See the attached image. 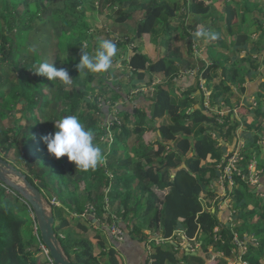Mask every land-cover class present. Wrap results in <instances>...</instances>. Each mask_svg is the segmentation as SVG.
Masks as SVG:
<instances>
[{
    "label": "trees",
    "instance_id": "16d2710c",
    "mask_svg": "<svg viewBox=\"0 0 264 264\" xmlns=\"http://www.w3.org/2000/svg\"><path fill=\"white\" fill-rule=\"evenodd\" d=\"M48 1L49 10L42 0H0V86L3 87L0 89V108L8 102L7 111L0 109V119H7L8 111L14 118L12 127H6L4 133H0V154L24 171L34 184L42 182L44 193L50 191V195L60 201V205L53 206L55 230L73 263L125 264L120 254L129 243L130 248L138 246L139 264H180L177 253L182 246L175 239H178L177 230L182 229L188 242L197 245L195 253H184L189 264H209L215 260V264H224L234 260L230 258L234 250L241 251L230 217H235L237 223L242 222L239 226L242 232L255 225L254 233L264 238V227L258 228L253 219L260 210L264 217V203L257 197L254 186L235 175L236 187L232 194L236 198L233 201L236 211L232 208L221 210L222 199L218 195L222 176L218 166L232 145L231 154L237 149L241 151L237 148L241 135L247 143L241 154L243 162L256 157L258 167L264 168V159L259 157L264 145V107L248 108L245 113L241 112L242 117L233 118L234 109L240 107V96H227L233 91L231 83H236L239 87L236 91L243 93L246 89L243 83L251 82L259 75L255 99L264 100V68L260 70L264 64V33L261 32L253 42L245 25L247 15L251 14L250 0H216L214 3L210 0L203 4L184 0L185 16L189 20L177 21L178 25L173 24L170 14L158 0H101L102 11L114 12L113 8H119V13H111L116 25L129 20L136 12L143 13L137 27L138 36L151 33L158 45L166 47L163 55L152 59L141 48L132 47L131 39H119L116 43L118 48L125 49L119 58H123L124 65L130 66L127 76L132 85L134 80L141 81L148 73L152 77L158 73L165 78L150 97L140 95L142 98L132 108L116 105L124 99L122 91L118 90L119 81L104 80L102 73H89L84 77L79 74L77 65L83 54L81 48L90 53L93 50L91 43L97 37V33L88 30L89 24L84 19L87 1ZM105 4L110 5L103 7ZM236 4L243 10L242 18L237 21ZM69 14L78 15L76 25ZM256 18L263 23L264 17ZM259 22L256 21V26L262 28ZM65 26L74 28L72 35L67 37L64 51L71 60L66 64V70L73 78L69 90L61 82L57 85V81L34 73L41 62H54L57 68L65 63L61 52ZM174 31L177 33L173 35ZM197 32L206 35H197ZM207 40H210L205 52L208 59L199 56L194 47L201 49V44ZM51 43L54 46L47 54V46L37 49L39 45ZM244 49L247 51L242 53ZM239 54L250 61L247 70L242 71L236 66ZM209 61L212 68H216L207 82L213 88L210 98H215L213 102L219 107H231L229 114L223 116L204 106L199 75L208 67ZM196 68L199 74L193 75ZM215 77L219 82L213 80ZM5 82H9L8 89L3 86ZM91 84L100 89V94L105 93L111 98L110 111L115 108L127 120L135 118L134 138L127 124L119 126L113 121L116 137L111 145L109 139L103 142L104 133L97 130V125L104 110L98 104L99 93H94L95 103L87 99L93 88ZM151 86L153 88L148 83L147 87ZM51 87H57L56 100H52L51 92L45 91ZM105 87L109 88L108 92L104 91ZM182 106L186 107L182 109ZM172 108H181V112L174 113ZM65 115H77L85 128L94 132V143L103 152L110 150L104 165L84 172L78 170L66 155L57 159L49 153L43 137L54 135L57 131L55 121ZM249 116H252L251 121ZM147 120L153 121L152 127H148ZM119 127L123 132H118ZM145 131L156 133L157 140L147 142ZM14 152L19 159L15 158ZM261 181L264 183V173ZM107 188L110 189L107 195L111 206L106 203ZM48 199L51 201L52 198L49 196ZM144 199L146 203L143 204ZM204 200L214 202L210 207L215 210H209ZM250 202H254L252 208H249ZM11 207L20 213L12 211ZM86 210L89 213L84 218L81 214ZM30 224L33 225V220L29 204L12 189L0 185V264H38L43 250ZM112 224L122 228L124 240L117 241L110 232L115 243L110 246L104 237V228L94 225ZM146 229L153 233L147 236ZM100 233L101 239L94 242L91 238ZM62 234L66 235L62 237ZM161 236L166 240L172 238L166 243L167 248L152 240L151 251L145 250L150 239ZM216 248L224 255L214 252ZM262 253L264 251L256 253L252 259L251 253H247L245 259L250 261L249 264H264L260 261ZM129 261L134 264L130 257Z\"/></svg>",
    "mask_w": 264,
    "mask_h": 264
},
{
    "label": "rangeland",
    "instance_id": "374dc122",
    "mask_svg": "<svg viewBox=\"0 0 264 264\" xmlns=\"http://www.w3.org/2000/svg\"><path fill=\"white\" fill-rule=\"evenodd\" d=\"M86 1H87V5H86V10L84 11V13H85V16H84L85 18L84 19L89 24L88 30L94 31V33H97V37H95V40L91 43V45L93 47V50L90 52V54L94 53V51H95V49H96V47L98 45V44H95V42L97 40H99V38L100 39H111L115 43H117L119 39H122V40H125V41H128L129 39H131L132 40V45H131L132 47L134 46V47L141 48L142 51H144L145 53H148L152 59H155V58L159 57V54L160 55L164 54V52L166 50V47L164 45H162V44L158 45L157 42L155 41V38H154L153 34L146 33V34H143V36H138L137 27L139 25L140 20L144 16L143 13L136 12L135 15L132 16V18H129V20L123 21L120 24L116 25V24H114V20L111 18V13H114L113 15H115L116 12L119 13V11H118L119 8L118 7L113 8L114 12H112V11L107 12V11H102V7L100 6L101 5V0H86ZM190 1H196L198 3H202L203 4V3H208L210 0H189V2ZM215 1L216 0H212L213 3ZM42 2H44V4L46 5L47 9L49 10V8H48L49 1L48 0H42ZM158 2H160L165 7V10L170 14L174 25H178L179 24L177 21H181L183 23V20H185V21L189 20L185 16L186 14H185L184 0H158ZM250 4H251L250 5L251 14L252 13L253 14L251 15V17L249 19L246 20L245 25L249 28V31L251 32L252 37H253L252 40L254 42V40L257 39L258 34H260L261 32L264 33V29L263 28H257L255 26V24L252 23L253 21L256 20V19L253 18V17H255V15H256V17L259 16V18L264 17V0H250ZM108 5H110V4H105V5H103V7H109ZM34 9L36 10V8H34ZM219 9H221V7H219ZM236 10H237V14L241 17L242 11H243L242 7L239 6ZM68 16L70 18H72V20L74 22V25H76L77 24L76 16H78V15L73 16V15L69 14ZM26 18L28 19L29 15H27ZM241 18H239V20ZM235 21H237V18L235 19ZM257 21L259 22V19ZM73 29L74 28L72 26H70V27L69 26H65V28L63 30L64 31L63 32L64 36H62L61 52H62V57L64 58L63 61L65 63L61 64V68H64V69L67 68L66 64L69 61H71L64 51L66 50V46L65 45H66L67 37L69 36V34L72 35V33H73L72 30ZM180 32H182V30H180ZM176 33H177V31H174L173 35L176 34ZM209 45H210V40L209 41L208 40L204 41L201 44V47H202L201 49H199V47L194 45V47H196L195 51L197 52V54L199 56H202V57H205L206 59H208L207 54H205V52L207 51V47ZM43 46H47L48 47V49H47V51L45 53V54H47L49 48H52L54 46V44L51 43V44H46V45H39V46H37V49H39V47H43ZM56 46H57L56 49L58 50V45H56ZM131 50L132 49H130V51ZM124 51H125L124 48H118L117 55L114 57V60H113L112 68L107 73H102V74L105 77L104 80L108 79V81H110V82L112 81V83H115V81H119L118 90L122 91L124 99L119 100L116 103V105L120 106L121 108H123V106L125 108H132V107H135L137 102L139 101V99L142 98V97L139 98L140 95L143 94V97H147V98L150 97L152 95L153 91L155 90V88L157 87V85H159V83H161L162 80L165 81V78H163L162 75L158 74V73L155 74V76H153V77L151 76L152 74L148 73L143 80L138 81V82L134 80V85H132V82H130L132 80H130V78L127 76V73H129V70H130V66L124 65L122 63L123 58L122 57L119 58L120 57L119 54L121 52H124ZM242 51H241L242 53H245L247 51V49H244ZM131 53H132V51H131ZM242 55L243 54H239V57L236 58L235 62H236L237 68H241V70L243 71V70H247L249 68L250 61L249 60H244ZM263 68H264V64L261 66L260 70L263 69ZM213 69H216V68H214V67L212 68V65H211V63L209 61L208 67H206V69H204L199 75V84H200V87L203 88L204 95H205V97L203 95V98L205 100L204 106L208 110H212L215 113H217L218 115L223 116V115L229 114L231 107L229 105H224L222 107H219L218 105L214 104L215 102H213L215 100V98L213 100H211V98H210L213 88H210V86L207 85V82H208V79H210V77L212 78L211 74L214 72ZM192 73H193V75H196L198 73L197 68L194 71H192ZM122 75H126V76L124 78H121ZM241 75L244 76V73L242 72ZM241 75L238 77L239 80H240V78H242ZM84 76L85 75H83V77ZM255 77H259V75L255 76ZM213 80L216 81V82H219V78L218 77H215ZM8 83L9 82H5L4 85H3L7 89L9 88V84ZM101 83H105V81L101 82ZM148 83H150V85L152 84L154 89L152 88V86L151 87H147ZM228 84H230V82H228ZM57 85H59L58 81H57ZM89 85L90 84H87V86H89ZM197 85H198V82H197ZM230 85L233 86V91L234 92L232 90L229 91L227 96L234 97L236 95H242L243 94L240 91H236V90H239V87H238V85L236 83L235 84L231 83ZM91 86H93V88H92L91 91H89V96H88L87 99L88 100L92 99L93 103H95L96 99H95V94L94 93H96V94L99 93V95H100L99 96V101L100 102L98 104L104 110V112L100 114L101 117L97 113L98 116L101 119V121L97 125V127H98L97 130L100 133H104L103 136L101 137L103 142H106L109 139V141H110L109 143L111 145L113 143L112 141L116 137L115 135H116L117 131L112 129V122L113 121H116L119 124V126L127 124L128 128L130 130V134H131L132 138H134L132 134H134V132L136 131V128L134 127L135 118L131 117L129 120H127V118H125L124 116H120L117 113V111L115 110V108L112 109V111H110L109 105H113V103L111 101V98H109V96H107V94H105V93L104 94H100V89L97 86H94L92 84H91ZM2 88L3 87L0 86V89H2ZM69 89H70V86H67L66 90H69ZM108 90H109L108 87L104 88V91L108 92ZM45 91L46 92H51L52 100H56L57 99V97H58V94H56L57 87L46 88ZM201 97L202 96H200V98ZM183 98H186V96L183 95ZM240 98L241 99L238 101V103H240L239 104L240 107L234 109V115H231V117H233V118H235L237 116L242 117L243 115H241V112L244 113V111L246 109H248V108H255V107H259V106L260 107H264V100H261L259 102L256 99H251L250 98V100H245V99H243V97H240ZM60 101H62V100H60ZM196 102H197V100H196ZM221 102L224 103V100H221ZM236 104L237 103H234V105H236ZM7 105H8V102L5 101V106H3L0 109L1 110L4 109L5 111H7V109H6ZM185 107L186 106H182V109H184ZM240 109H242V110L240 111ZM188 110H190V109L188 108ZM172 111L174 113L175 112L180 113L181 112V108L180 109L172 108ZM8 112L9 113H8L7 119H5L4 121H1V119H0V133H4L3 131L5 130L6 127H12V125H13V122H14V118H12L13 115L10 114V111H8ZM97 114L93 113V115H95L96 117H97ZM9 115H10V117H9ZM15 115H17V114L15 113ZM221 119H222V117H220V120ZM147 121H148V127H152L153 121H151V120H147ZM6 123H7V125H6ZM120 128L121 127L118 128V132L119 133L123 132ZM138 129H140V127ZM143 133H144L145 140L147 142H153V141L157 140V135L153 131H145ZM241 138H242V140H239V146H237V147L241 148L240 154L237 157L233 158L232 157L233 155H231V149L230 148H229V150L227 149L221 164H219V166H218L221 169V172L223 173L225 160L228 159L229 166H226L225 169H226V173H228L231 176L229 185H227L225 183L226 178H225V176L223 174H222V176L220 177V180H219L220 185H219L218 195H219V198L222 199V201H221V203L219 205L221 210L224 209V208H227V209L232 208V211H236L237 210V208L233 207V201H235L236 198L232 194L233 189L236 187L235 175L240 176L241 179L246 181L250 186H254L255 187V191L256 192L258 191L257 197L261 198L263 203H264V192L262 191L263 190L262 186L264 185V183L261 181V179L263 177V173H264V171H263L264 168H259L258 167V158H256V157L252 161H248L247 163L243 162L244 156H241V154H242V150L245 148L247 143H246L245 138L242 137V135H241ZM105 151L106 152H103L104 163L101 164V165H104L106 163V159H107L106 158V156H107L106 154L109 153L110 150L107 149ZM263 151L264 150H262L260 155H259L260 158L264 157V156H262ZM14 156H15L16 159H19V156L15 152H14ZM235 169L237 170V173L233 172L231 174L232 170L234 171ZM237 187H239V186H237ZM208 188L211 189L212 186H209ZM113 189H114V186H113L112 190ZM109 190H110L109 188L105 189L106 195L109 192ZM46 193H47L46 195L48 197L50 196L52 198V200L55 198V196H51L50 195L51 194L50 191H46ZM159 193L164 195V192L159 191ZM122 199H123V197L120 198L119 200H122ZM118 201H117V203H119ZM108 202H110V198L107 195L106 203H107L108 206H111L110 205L111 202H110V204H108ZM142 203L143 204L146 203V199H144V201ZM204 203H205V206L209 210H212V211L215 210V208H213V206L210 207V205H213L212 203H214V202L209 203V201L207 202V201L204 200ZM250 206L251 207H249V208H252L254 206V202H250ZM11 209H12V211H16V212L20 213L14 207H11ZM262 212L263 211L260 210L253 218L254 221L258 223V226L264 223V217L261 215ZM113 217L114 218H118L116 215H114ZM84 218H81V219L83 221H86V220H84ZM229 220H231V223H232L231 226H232L234 234H235V239H236L240 249L242 250V254H244V256L247 255V253L249 252L248 250H250V252H251V251H255L257 249L255 251V252H257L259 247L262 248L263 244H262L261 240H263V239H259V236H255L254 235V231L255 230H254V228L251 225H250L251 227L249 229H247V230L242 232L241 229L239 230V226L242 225L241 221L237 223V221L235 220V217H233L232 219L230 217ZM88 223H89V225H91L90 222H88ZM114 225H118V224L106 225L107 228H108V232H111V233L113 232L117 236V239L121 241L122 237L120 236L119 230L116 229V232L113 231ZM32 226L33 225L30 224L31 230H32ZM262 227H264V225H262ZM121 230H122V228H121ZM113 233H112V235H114ZM122 233L124 234V231ZM152 233L153 232H152L151 229H146L145 230V234L147 236H150ZM176 236L178 237V239H175V241L176 242L180 241L182 246L185 244L186 241L188 242V240L184 237V231L182 229L177 230ZM62 237H64L63 234H62ZM170 239H172V238H169V239L166 240V239H164V237L161 236L160 238L158 237V238L150 239V242L152 240H154L156 245H162L163 247L167 248L168 246H167L166 243ZM123 240H124V236H123ZM74 242L75 241H73V243ZM148 246H149V248L151 247L150 249H152L153 244L149 243ZM40 248H41V245H40ZM196 249H197V245H193V246L191 244L188 245V251L189 252L196 251ZM211 249H213V248H211ZM72 251H74V250H72ZM72 251H71V255L74 256L75 253L72 252ZM213 251L217 252V253H220L219 256H223L224 255V252L220 251L218 248L214 249ZM184 253H185L184 247H181L178 250V253H177L179 261H180V264H189L184 258V255H185ZM215 256H216V254L213 257H215ZM40 257L43 260L45 258L47 259V257L44 254V252L40 253ZM230 258L234 259V260L233 261H228V262H226L224 264H235L237 262H240V263H243V264H249V262L245 261L244 258L241 256V254H239L238 250H234L233 253H232V256ZM47 261H48V259H47ZM215 263H217L216 260L210 262L209 264H215Z\"/></svg>",
    "mask_w": 264,
    "mask_h": 264
},
{
    "label": "clouds",
    "instance_id": "9594fccd",
    "mask_svg": "<svg viewBox=\"0 0 264 264\" xmlns=\"http://www.w3.org/2000/svg\"><path fill=\"white\" fill-rule=\"evenodd\" d=\"M206 33L197 32V35ZM215 39V35H212ZM82 49V56L77 68L79 74L107 73L113 66L114 57L117 55V44L111 39H102L94 53H88ZM34 73L47 77L50 81L61 82L64 86H71L73 78L64 68H57L54 62L39 63ZM57 131L54 135L43 137L50 154L57 159L67 156L75 163L80 171L96 170L104 163L102 149L94 143V132L86 129L77 115H65L55 121Z\"/></svg>",
    "mask_w": 264,
    "mask_h": 264
},
{
    "label": "water",
    "instance_id": "95a60500",
    "mask_svg": "<svg viewBox=\"0 0 264 264\" xmlns=\"http://www.w3.org/2000/svg\"><path fill=\"white\" fill-rule=\"evenodd\" d=\"M0 181L18 193L33 209L41 240L48 247L54 264H74L55 230L54 209L44 193V184L31 182L24 171L1 154Z\"/></svg>",
    "mask_w": 264,
    "mask_h": 264
},
{
    "label": "crops",
    "instance_id": "0c3cea01",
    "mask_svg": "<svg viewBox=\"0 0 264 264\" xmlns=\"http://www.w3.org/2000/svg\"><path fill=\"white\" fill-rule=\"evenodd\" d=\"M251 5V4H250ZM240 5L239 4H236V7H239ZM253 14V13H252ZM252 14H248L247 15V18L245 19V20H247V19H249L250 17H251V15ZM239 18H241L238 14H237V20H239ZM254 19H256L255 21H253L252 23L253 24H255V26H256V21L258 20V18H256V15H255V17H253ZM252 18V19H253ZM253 19V20H254ZM258 22V21H257ZM264 22V21H263ZM262 25V28L264 29V23H262V22H259V25ZM257 27V26H256ZM259 35V34H258ZM127 54V53H126ZM258 78V77H257ZM257 78H255V79H253L251 82L250 81H245L244 83H243V86H245V90H244V92H243V94L242 95H239L240 97H243V99H245V100H250V98L251 99H255L256 98V96H257V92H258V90H259V84H258V79ZM241 99V98H240ZM242 109H240V111H241ZM244 113H245V111H244ZM251 119H252V116H249V121H251ZM240 133H241V131H240ZM239 140H242V138H240ZM233 146V145H232ZM232 146L230 147L231 149H232ZM237 148H239V147H237ZM236 148V149H237ZM262 150H264V145L262 144ZM262 156H264V151H263V153H262ZM261 159H264V157H262ZM263 188L262 189H264V185L262 186ZM263 192H264V190H262ZM252 227L253 226H255V225H251ZM94 227L95 228H97V227H103L104 228V236L106 237V239L108 240V245H115V243H114V241H113V237H112V235H111V233L110 232H108V228H107V226L106 225H94ZM257 227L258 228H261L262 227V225H257ZM72 232L73 233H75L76 232V230H72ZM148 232V231H147ZM64 235H66V234H64ZM102 235V233H100V234H98V235H95V236H93L91 239L93 240V241H95V242H98L100 239H101V236ZM254 235L255 236H259V239H263V240H261V242H262V248H258V251L257 252H259V253H261L262 251H264V238L261 236V235H258V234H256V233H254ZM262 235L264 236V233H262ZM150 244H151V242H149ZM149 243H147V245H146V247H145V250H147V251H151V247L149 248V246H148V244ZM190 243L189 242H185V244L182 246V244H181V246L182 247H184V250L186 251V252H189L188 251V245H189ZM255 245V244H254ZM131 247V245L129 244V243H126L125 245H124V251H121V254H120V256L122 257L121 258V261H124V263L125 264H132V263H130V261H129V257L132 259V261H133V263L134 264H139V263H137V261H138V257L140 256V254H139V249H138V246L136 245V246H133V248H130ZM257 250V249H256ZM255 250V251H256ZM249 252L248 253H251L249 256H250V259H252V257H254L255 256V254L257 253V252H255V251H251L250 252V250H248ZM195 251H193V253H194ZM239 254H241V256L244 258V260L245 261H248V262H250L249 260H246L245 259V256H244V254H242V250L239 252ZM258 254V253H257ZM264 253H262V256L260 255V261L261 262H263L264 263V255H263ZM120 258V257H119ZM38 264H51L49 261H47V259L45 258L44 260L41 258V257H39V261H38Z\"/></svg>",
    "mask_w": 264,
    "mask_h": 264
},
{
    "label": "built area",
    "instance_id": "2783aa9c",
    "mask_svg": "<svg viewBox=\"0 0 264 264\" xmlns=\"http://www.w3.org/2000/svg\"><path fill=\"white\" fill-rule=\"evenodd\" d=\"M240 154V150H235L231 155H233L232 157L234 158V157H237L238 155ZM226 166H229V161H228V159L227 160H225V165H224V171H223V175L225 176V178H226V180H225V183L226 182H228L229 184H230V179H231V176L228 174V173H226ZM237 173V170L235 169L234 171L232 170V172H231V174L232 173ZM3 183L0 181V185H2ZM7 187V186H6ZM9 188V187H8ZM50 203H51V205L52 206H54V205H60L61 203H60V201L55 197L53 200L51 199V201H50ZM29 213H30V216H31V218H32V220H33V234L38 238V241H39V243H40V245H41V249L43 250V252H44V254L46 255V257H47V259H48V261L49 262H51V264H54V261H53V259L51 258V256H50V252H49V249H48V247L43 243V241L41 240V235H40V230H39V227H38V223H37V220H36V216H35V213H34V211H33V209L30 207V205H29ZM88 211L86 210L83 214H81V216L82 217H85L86 218V216L88 215ZM77 215V214H76ZM116 229L117 230H119V232H120V236L122 237V240H123V236H124V234L122 233L123 231L121 230V227L120 226H118V225H114V228H113V231L114 232H116ZM113 233V232H112ZM114 234V233H113ZM114 237H115V239L116 240H118L117 239V236L114 234ZM121 240V241H122ZM118 241H120V240H118Z\"/></svg>",
    "mask_w": 264,
    "mask_h": 264
}]
</instances>
